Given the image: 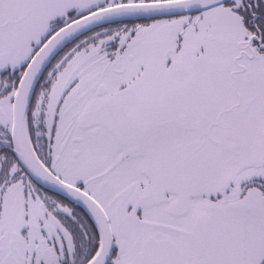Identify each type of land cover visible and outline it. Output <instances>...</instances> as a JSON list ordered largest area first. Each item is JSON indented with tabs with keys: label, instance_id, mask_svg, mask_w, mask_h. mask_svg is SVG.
Returning <instances> with one entry per match:
<instances>
[{
	"label": "snow or ice",
	"instance_id": "6c2138e0",
	"mask_svg": "<svg viewBox=\"0 0 264 264\" xmlns=\"http://www.w3.org/2000/svg\"><path fill=\"white\" fill-rule=\"evenodd\" d=\"M0 264H264V0H0Z\"/></svg>",
	"mask_w": 264,
	"mask_h": 264
}]
</instances>
